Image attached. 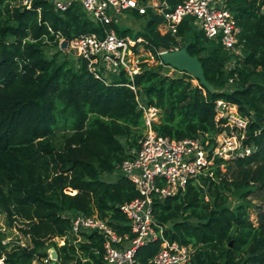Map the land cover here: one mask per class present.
<instances>
[{"label":"trees","instance_id":"16d2710c","mask_svg":"<svg viewBox=\"0 0 264 264\" xmlns=\"http://www.w3.org/2000/svg\"><path fill=\"white\" fill-rule=\"evenodd\" d=\"M159 1L173 8L183 0ZM225 4L240 27L242 56L231 65L232 53L205 37L191 17L183 18L176 34H161L163 16L147 7L143 14L126 12L143 19L139 31H120L118 20L95 23L77 2L59 11L47 0L35 1L29 10L19 0H0V213L27 238V245L5 252L0 264H106L103 238L96 233L75 244L52 239L70 232L77 212L108 218L118 233L129 232L118 205L137 192L115 171L145 129L137 102L158 109L152 128L161 136L213 138L225 130L224 119L215 120L217 99L235 104L247 119L243 142L251 153L215 159L183 191L156 199L153 216L170 226L164 231L168 240L195 248L190 264H264V0ZM109 28L142 38L155 64L141 62L140 73L130 77L123 70L105 84L81 59L61 57L59 50L45 53L47 46L59 48L61 36L102 35ZM186 43L212 91L185 72L168 75L171 67L160 63L158 50ZM159 243L140 247L137 259L148 264ZM49 246L56 251L54 260L48 258Z\"/></svg>","mask_w":264,"mask_h":264},{"label":"built area","instance_id":"2783aa9c","mask_svg":"<svg viewBox=\"0 0 264 264\" xmlns=\"http://www.w3.org/2000/svg\"><path fill=\"white\" fill-rule=\"evenodd\" d=\"M35 1L19 0V4L29 10ZM47 1L59 11L77 2L93 22L102 25H110L126 12L143 14L147 7H152L163 16L161 27L165 31L159 28L161 34H176L183 18L191 17L205 37L220 42L224 49L234 52L240 43V27L234 13L226 7L225 0H183L173 8L159 0H150L145 5L137 0ZM63 40L66 39L62 36L58 38L59 48ZM66 42L63 50L72 52L74 57L85 62L88 72L105 84H109L111 77L123 70L133 77L140 73V63L146 61L137 54L142 38L120 36L113 28L104 29L102 35L82 34ZM178 48L161 49L157 55ZM148 52L153 59L152 53ZM130 87L135 90L133 86ZM137 108L142 111L143 135L138 140V147L130 151V156L119 163L115 171L129 179L137 192L135 198L118 205L126 217L129 232L118 233L108 218L77 212L71 216L70 232L52 240L61 244L68 240L75 244L85 241V234L96 233L103 238L102 257L106 264H142L136 257L137 250L160 240L159 248L148 258V264H190L195 248L165 237L164 231L170 226L156 220L153 204L156 199L183 191L188 181L207 171L215 159L230 160L249 155L252 147L243 142L247 119L238 113L235 104L217 99L215 120L224 119L225 130L213 138L201 133L194 138L171 139L157 134L152 128L158 120L156 107L138 101ZM113 223L117 224L114 220ZM51 249L47 250L48 258L54 260ZM44 261L48 262V259Z\"/></svg>","mask_w":264,"mask_h":264},{"label":"rangeland","instance_id":"374dc122","mask_svg":"<svg viewBox=\"0 0 264 264\" xmlns=\"http://www.w3.org/2000/svg\"><path fill=\"white\" fill-rule=\"evenodd\" d=\"M150 1V0H149ZM157 1V0H156ZM117 26L118 29L121 31L124 28H130L132 29L134 32L135 31H139L140 28L143 26V19H136L134 17H132V15H121L117 18ZM195 25L198 28V23H195ZM161 28L162 31H165V28L160 26L158 27V29ZM118 34V33H117ZM132 37V35L130 36ZM140 38V37H139ZM143 41V40H142ZM57 50L61 51L60 56L61 57H68V58H72V59H76V57H74V55H72V52L67 51V50H63L61 48H56L55 46H47L45 48V53L47 56H50L52 53L56 52ZM233 57H232V62H230L229 65L234 63V60H236L237 58H240L242 56V51H241V45H239L238 49H236L234 52H231ZM138 56L140 57H146V62L148 65H154L155 64V60L154 58L152 59L149 56V52L144 48L142 42L139 44L138 46V52H137ZM168 75H175V74H179V71H176L172 68H169L166 70ZM192 82L194 84H197L196 80H192ZM246 119V118H245ZM224 166L222 165V168ZM69 191V190H68ZM72 192V191H71ZM74 193V192H72ZM238 203V199L235 198L234 196L231 197V205L235 206ZM247 216L248 219L256 225V216L255 213L252 209H248L247 211ZM0 244L5 246L4 249H0V263H3V259L5 258V252H11L12 250H14L15 248H17V245H21V246H25L27 245V238L24 237L22 234H20L15 228L13 227H9L5 216L3 213H0ZM56 238V237H54ZM58 244H61L60 242H58ZM52 247L49 246L48 250H50Z\"/></svg>","mask_w":264,"mask_h":264},{"label":"water","instance_id":"95a60500","mask_svg":"<svg viewBox=\"0 0 264 264\" xmlns=\"http://www.w3.org/2000/svg\"><path fill=\"white\" fill-rule=\"evenodd\" d=\"M66 44V40H63L60 44L61 49H64ZM187 45L188 43L178 49L161 52L159 54L160 62L174 70L192 75L196 80H198L200 85L212 91L211 85L205 78L199 58L196 55H190L187 52ZM51 257L53 259L57 258L56 251L54 249H51Z\"/></svg>","mask_w":264,"mask_h":264}]
</instances>
